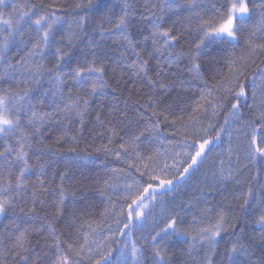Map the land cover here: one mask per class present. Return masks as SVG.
Returning a JSON list of instances; mask_svg holds the SVG:
<instances>
[{
    "label": "snow or ice",
    "instance_id": "snow-or-ice-1",
    "mask_svg": "<svg viewBox=\"0 0 264 264\" xmlns=\"http://www.w3.org/2000/svg\"><path fill=\"white\" fill-rule=\"evenodd\" d=\"M262 178L264 0H0V264H264Z\"/></svg>",
    "mask_w": 264,
    "mask_h": 264
},
{
    "label": "trees",
    "instance_id": "trees-1",
    "mask_svg": "<svg viewBox=\"0 0 264 264\" xmlns=\"http://www.w3.org/2000/svg\"><path fill=\"white\" fill-rule=\"evenodd\" d=\"M81 147H83V145H81ZM98 166H99V161H96L95 165L90 164L89 168H94V167H98ZM252 171H253V174H255V169H253ZM262 182H264V178H262ZM95 202L100 204L101 207L103 206L101 199L98 196H97V199Z\"/></svg>",
    "mask_w": 264,
    "mask_h": 264
}]
</instances>
